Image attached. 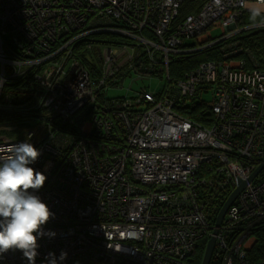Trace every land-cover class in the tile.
Listing matches in <instances>:
<instances>
[{"label": "built area", "instance_id": "2783aa9c", "mask_svg": "<svg viewBox=\"0 0 264 264\" xmlns=\"http://www.w3.org/2000/svg\"><path fill=\"white\" fill-rule=\"evenodd\" d=\"M94 1L0 0V100L8 80L32 72L44 120L20 140L3 133L15 127L0 128V160L24 141L41 152L29 166L47 180L33 194L54 218L34 264H49L50 253L56 264H195V250L210 237L211 261L253 264L247 251L264 219V71L204 61L178 81L173 89L184 99L212 91L206 125L176 111L171 87L96 102L121 70L135 71V61L154 71L141 66L143 55L156 54L167 77L171 57L264 28V20L236 27L256 0H200L180 22L187 0H136L118 10L105 0L94 9ZM95 54L92 77L84 64ZM52 120L71 129L57 130ZM239 181L245 186L215 227L210 202L227 200ZM0 264L29 261L15 250L0 254Z\"/></svg>", "mask_w": 264, "mask_h": 264}, {"label": "trees", "instance_id": "16d2710c", "mask_svg": "<svg viewBox=\"0 0 264 264\" xmlns=\"http://www.w3.org/2000/svg\"><path fill=\"white\" fill-rule=\"evenodd\" d=\"M201 5L200 0H187L183 2L180 6L178 12V18L176 22L182 21L187 15L193 14L195 11L199 10ZM264 20V16L257 18L255 20L251 19L248 12L244 10L242 17L237 21V29H242L249 24ZM227 53V54H225ZM239 57L241 61L245 62V68L247 69H258L264 71V28L258 30H242L235 36L219 41L207 48L187 53L178 54L171 57L168 61L166 68L167 77H164V69L158 71V67L161 66V61L157 59V55L154 54L153 60H150L147 56L143 55L141 58L142 67H152L154 71H143L137 67V62L132 64V69L134 70H121L115 77V80L111 85H118L121 80L132 71L146 76L158 77L163 80V85L161 89L156 93V95L162 94V90L170 88V96L174 98V108L180 114L189 117L193 121L200 124H207V120L211 119V106L206 104L201 100L203 94L209 91L208 87L199 88L197 93L190 98H182L176 95V91L173 89L174 85L185 78L186 74L194 69L199 63L204 61L213 62H224L226 56ZM85 60V59H84ZM83 60V61H84ZM84 67L92 74V77H97L99 75V60L94 59L93 63L84 64ZM131 69V68H130ZM141 90H146L145 88H140ZM139 89V90H140ZM138 90V91H139ZM137 92L136 95H137ZM38 94V85L34 79L32 72H28L22 77H17L15 79L8 80L5 83L3 93L1 94L0 103L6 106L7 109H0V128L2 127H15L14 130L3 131V133H12L11 139L20 140L26 137V134L31 131L36 126H39L44 120L40 117V110L36 108V99ZM8 97H5V96ZM7 98L5 102L4 99ZM119 100L122 98H112ZM106 100H111L107 98L103 93L98 97L96 105L105 104ZM134 100V99H131ZM50 123L57 130H69V126L63 127V122L60 121H50ZM22 127V129L20 128ZM25 127V128H24ZM21 131H20V130ZM120 136L119 129L117 130ZM9 137V136H8ZM226 200V196L219 197L217 200L210 202V208L213 211L211 216L212 224L215 222L216 216L223 206ZM255 238L253 246L247 251V257L249 261L253 264H264V219L259 222L255 230L253 231ZM206 239L201 240L200 246L194 252L195 264H199ZM210 264H217L210 261Z\"/></svg>", "mask_w": 264, "mask_h": 264}, {"label": "clouds", "instance_id": "9594fccd", "mask_svg": "<svg viewBox=\"0 0 264 264\" xmlns=\"http://www.w3.org/2000/svg\"><path fill=\"white\" fill-rule=\"evenodd\" d=\"M250 12L253 20L264 16V0H256ZM170 132L175 134L174 130ZM8 152L10 154L0 160V254L18 250L29 264H34L37 241L44 235L46 223L54 218L48 206L33 194L44 186L47 177L29 166L41 155L32 143L24 141L12 145ZM49 256V264H56L54 255ZM66 256L67 253L62 252L60 259Z\"/></svg>", "mask_w": 264, "mask_h": 264}, {"label": "rangeland", "instance_id": "374dc122", "mask_svg": "<svg viewBox=\"0 0 264 264\" xmlns=\"http://www.w3.org/2000/svg\"><path fill=\"white\" fill-rule=\"evenodd\" d=\"M134 1L136 0H105V3L107 5H112V3L115 2V6L117 7V10H118L121 8V5H124L125 2H126V5L127 4L129 5L130 3H133ZM93 6H94V9H97V10L103 7L102 3L97 0L94 1ZM246 6L252 7L253 5H249L246 3ZM246 6H245V9H246ZM215 33L217 32H214L213 34ZM205 42L207 41H204L200 45H204ZM188 44L192 45L193 42H189ZM235 56H236L235 54L233 56H226L224 61H230L232 65H236L238 62H241L243 63V66H245V62L241 61L239 57H235ZM90 58H91V62L93 63L94 59H97V54H95L94 59L92 58V56H90ZM162 85H163V80L158 77L146 76L144 74H140V73H136L132 71L130 74L126 75L116 87L107 89L105 91V96L107 98H116V99L117 98H135L136 96L135 92H137L140 88H145L151 93H157L161 89ZM201 100L205 102L206 104L211 105L213 103L212 91L209 89V91H207L205 94L202 95ZM20 128L22 129V127ZM4 134L9 137L12 135V133H9V132H6Z\"/></svg>", "mask_w": 264, "mask_h": 264}, {"label": "water", "instance_id": "95a60500", "mask_svg": "<svg viewBox=\"0 0 264 264\" xmlns=\"http://www.w3.org/2000/svg\"><path fill=\"white\" fill-rule=\"evenodd\" d=\"M228 30H231V29H228ZM262 167H263V165L259 166L251 174L249 181L258 173V171ZM244 186H245V183L243 181H239L237 187L230 193L229 197L227 198V200L225 201V203L223 204V206L219 210V213H218L216 220H215V227H218L220 225V222H221L224 214L226 213L227 209L229 208V206H231V204L233 203V201L235 200L237 195L241 192V190L243 189ZM215 232H216V230L213 231V234H215ZM213 247H214V238L210 237L209 240L207 241V244H206L204 253L202 255V260H201L200 264H210Z\"/></svg>", "mask_w": 264, "mask_h": 264}, {"label": "crops", "instance_id": "0c3cea01", "mask_svg": "<svg viewBox=\"0 0 264 264\" xmlns=\"http://www.w3.org/2000/svg\"><path fill=\"white\" fill-rule=\"evenodd\" d=\"M247 4H249V5H254L255 2H254V1H248ZM250 8H251V6H246L245 11L248 12V15L251 17ZM261 17H262V16H261ZM257 18H260V17H257ZM257 18H256V19H257ZM251 19H252V17H251Z\"/></svg>", "mask_w": 264, "mask_h": 264}]
</instances>
